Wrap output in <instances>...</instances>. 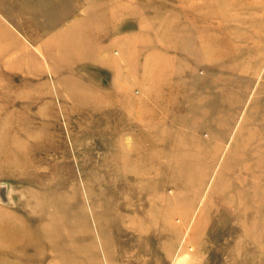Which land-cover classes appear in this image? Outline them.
Instances as JSON below:
<instances>
[{
  "label": "rangeland",
  "instance_id": "374dc122",
  "mask_svg": "<svg viewBox=\"0 0 264 264\" xmlns=\"http://www.w3.org/2000/svg\"><path fill=\"white\" fill-rule=\"evenodd\" d=\"M10 3L0 264H264V0Z\"/></svg>",
  "mask_w": 264,
  "mask_h": 264
},
{
  "label": "crops",
  "instance_id": "0c3cea01",
  "mask_svg": "<svg viewBox=\"0 0 264 264\" xmlns=\"http://www.w3.org/2000/svg\"><path fill=\"white\" fill-rule=\"evenodd\" d=\"M13 1V0H12ZM14 1H16V0H14ZM34 1H38V0H34ZM11 6V7H10ZM10 6H8V7H6V0H0V18H4V20H6V17H8V16H12V15H14V14H11L10 12H8L9 10V8H11V9H13V4L12 3H10ZM46 6V7H45ZM45 6H41V9H44V10H47V5H45ZM61 9V8H60ZM22 9H20V11H21ZM62 11H63V13H64V15H65V10L64 9H62ZM201 13H199L198 15H200ZM198 15H196V16H198ZM200 25L202 26V22H204L205 21V19H207V22H209L212 26H214V27H216L217 25L219 26V25H222V22L217 18V17H215V16H211L210 18H206V17H204L202 14L200 15ZM212 20H214L215 22H214V24H213V22H211ZM218 20V21H217ZM218 22V23H217ZM249 22H251V20H243V24H247L246 26H243L242 27V29H243V32L245 33V37H247V39H249V40H253V38H251V34H249V33H254L253 31H252V29H251V25H250V23ZM262 23L264 24V20H262ZM0 24L3 26V27H5V29H6V25H4V24H2L1 23V21H0ZM216 24V25H215ZM227 27H229L230 25H229V22H227V24H225ZM18 30H19V32H22V29L21 28H18ZM263 31H264V28H263ZM248 34V35H247ZM247 35V36H246ZM254 39H257V40H260V41H263V44L261 45V47L264 49V32L263 33H259L258 34V36L256 35L255 36V38ZM259 41V42H260ZM6 42V41H5ZM251 42V41H250ZM256 42V41H255ZM6 46V45H5ZM263 52V51H262ZM261 52V56L263 55V53ZM4 53H6V47H5V51H4ZM3 55V54H2Z\"/></svg>",
  "mask_w": 264,
  "mask_h": 264
},
{
  "label": "bare ground",
  "instance_id": "6f19581e",
  "mask_svg": "<svg viewBox=\"0 0 264 264\" xmlns=\"http://www.w3.org/2000/svg\"><path fill=\"white\" fill-rule=\"evenodd\" d=\"M146 178H147V176H145ZM144 176L143 177H141V178H143V180L146 182L147 180L146 179H144L145 178ZM138 180V179H137ZM148 183V182H147ZM144 196V195H143ZM148 201V200H147ZM150 208V207H149ZM148 220V219H147ZM149 221H150V219H149Z\"/></svg>",
  "mask_w": 264,
  "mask_h": 264
}]
</instances>
